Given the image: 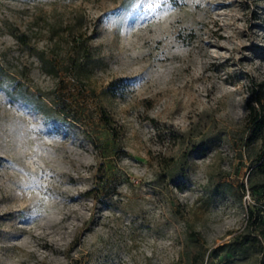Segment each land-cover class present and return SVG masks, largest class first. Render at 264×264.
I'll list each match as a JSON object with an SVG mask.
<instances>
[{"label": "rangeland", "instance_id": "obj_1", "mask_svg": "<svg viewBox=\"0 0 264 264\" xmlns=\"http://www.w3.org/2000/svg\"><path fill=\"white\" fill-rule=\"evenodd\" d=\"M262 80L264 0H0V264H264Z\"/></svg>", "mask_w": 264, "mask_h": 264}, {"label": "trees", "instance_id": "obj_2", "mask_svg": "<svg viewBox=\"0 0 264 264\" xmlns=\"http://www.w3.org/2000/svg\"><path fill=\"white\" fill-rule=\"evenodd\" d=\"M248 116L247 126L251 131L250 141L261 139L262 148L257 153L255 164L253 167V176L249 179L250 190H256L257 178L262 180L264 186V80L260 82L253 81L250 87V97L247 103ZM245 188V185H242ZM261 213L263 215L261 216ZM249 215L253 216V211L250 209ZM258 223L260 224L259 232L264 236V205L258 210Z\"/></svg>", "mask_w": 264, "mask_h": 264}]
</instances>
